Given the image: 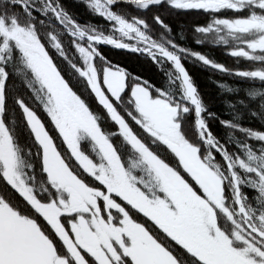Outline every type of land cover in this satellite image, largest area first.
<instances>
[{"label": "snow or ice", "instance_id": "6c2138e0", "mask_svg": "<svg viewBox=\"0 0 264 264\" xmlns=\"http://www.w3.org/2000/svg\"><path fill=\"white\" fill-rule=\"evenodd\" d=\"M76 3L107 29L66 0H0V264H264V124L244 123L264 121V0ZM193 13L208 18L195 43L233 67L181 46L163 15ZM184 61L233 78L216 83L227 118Z\"/></svg>", "mask_w": 264, "mask_h": 264}, {"label": "trees", "instance_id": "16d2710c", "mask_svg": "<svg viewBox=\"0 0 264 264\" xmlns=\"http://www.w3.org/2000/svg\"><path fill=\"white\" fill-rule=\"evenodd\" d=\"M66 4L68 6V10L80 23H92L94 25L102 26L105 30L107 29V24L102 19L91 16L83 6L76 3V0H66ZM163 15L165 22L172 27L178 38V43L181 46L190 48L193 51L204 53L228 67H233V60L227 55L223 46L197 45L195 43L196 34L193 33L192 29L196 25H203L207 22L208 18L205 15L195 13L180 16H168L167 14ZM148 22L150 24L152 23L151 16L148 17ZM180 36H182L183 39H179ZM65 39H67V37H65ZM100 51L110 61H112V63L125 68L128 72L134 74L135 76L141 77L143 80L149 81L157 87L162 86L164 83L163 73L159 70L156 64L145 56L128 53L124 50H116L110 46H100ZM52 54L55 62L61 66L62 71L67 72V65L64 64V62L58 57H55L54 52ZM184 64L209 109L216 112L222 118H227L230 115L226 109V104L229 101V95L222 94L220 89L217 88L216 83L217 81H223L228 83L230 86L236 87L238 85L233 78L222 77L220 74L202 67L198 62L184 61ZM92 103L95 108V102L93 101ZM244 123L247 126L260 128L261 125L264 124V121H260L258 119L249 120L245 117ZM212 128L217 134H220L223 131L220 129L218 124H212Z\"/></svg>", "mask_w": 264, "mask_h": 264}]
</instances>
